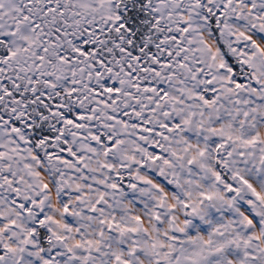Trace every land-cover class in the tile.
Here are the masks:
<instances>
[{
	"label": "snow or ice",
	"instance_id": "obj_1",
	"mask_svg": "<svg viewBox=\"0 0 264 264\" xmlns=\"http://www.w3.org/2000/svg\"><path fill=\"white\" fill-rule=\"evenodd\" d=\"M0 264H264V0H0Z\"/></svg>",
	"mask_w": 264,
	"mask_h": 264
}]
</instances>
